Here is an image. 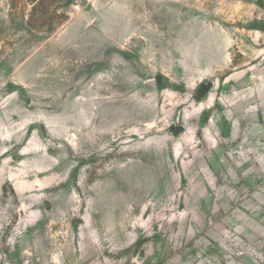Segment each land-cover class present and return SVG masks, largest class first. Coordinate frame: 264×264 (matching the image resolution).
<instances>
[{"label":"rangeland","instance_id":"obj_1","mask_svg":"<svg viewBox=\"0 0 264 264\" xmlns=\"http://www.w3.org/2000/svg\"><path fill=\"white\" fill-rule=\"evenodd\" d=\"M0 264H264V0H0Z\"/></svg>","mask_w":264,"mask_h":264}]
</instances>
